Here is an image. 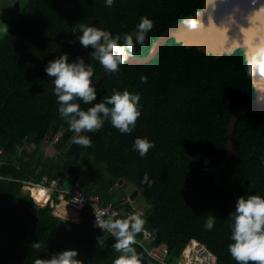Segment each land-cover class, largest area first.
Returning <instances> with one entry per match:
<instances>
[{"label":"trees","instance_id":"1","mask_svg":"<svg viewBox=\"0 0 264 264\" xmlns=\"http://www.w3.org/2000/svg\"><path fill=\"white\" fill-rule=\"evenodd\" d=\"M204 2L115 0L106 7L105 0H15L2 20L9 29L0 37V264H34L66 248L77 249L82 264H113L121 255L112 247V234L93 226L89 208L73 221L56 215L50 202L36 203L24 186L44 175L62 186L81 178L86 193L125 210L131 205L125 204L129 193L123 184L138 187L146 203L145 224L132 245L139 264H152L139 242L145 229L152 232L153 244L167 251L164 264H177L192 240L205 244L216 264H237L228 251V215L240 195L264 196V115L243 114L236 124L235 150L221 173L229 187L201 168L224 161L229 122L256 96L244 50L214 56L172 38L151 62H125L118 72H106L97 85V101L75 102L87 110L113 90L127 89L140 94L141 115L130 134L110 121L83 133L91 147L72 143L73 132L58 113L54 84L44 70L50 59L66 52L70 60L83 56L96 80L101 64L90 46L80 45L77 25L123 35L147 16L153 28L135 52L146 56L160 34ZM56 136L50 153L44 143ZM137 137L154 144L144 157L133 148ZM53 201L59 202L57 195ZM213 214L216 223L209 231L204 225Z\"/></svg>","mask_w":264,"mask_h":264},{"label":"clouds","instance_id":"2","mask_svg":"<svg viewBox=\"0 0 264 264\" xmlns=\"http://www.w3.org/2000/svg\"><path fill=\"white\" fill-rule=\"evenodd\" d=\"M115 0H105V6L111 7ZM185 23L189 29H197L201 22L188 17ZM80 35L77 39L84 49L91 47V56L99 61L106 72L116 73L119 66L124 64L136 52V45H144L147 34L153 28V21L142 16L132 33L123 35L113 33L107 29L81 23L76 26ZM75 32V30L73 31ZM76 39V37H75ZM260 63V70L264 71V63ZM47 77L52 79V89L58 102V113L68 123L73 132L71 141L84 147H91L92 140L85 132H95L101 129L106 121L118 129L122 134H130L141 115L139 93L113 90L110 96L84 110L75 101L82 100L84 104L97 101V85L92 79L94 69L83 56L70 60L69 54L50 59L45 66ZM249 75L253 74V67L248 68ZM146 82V77L143 78ZM154 144L144 137L134 140L133 148L141 157L147 155ZM230 243L228 251L237 264H264V196L258 193L240 195L235 207L229 212ZM216 223V216L210 215L205 221V228L212 230ZM145 221L139 214L128 218H116L115 214L103 222H96L95 226L103 232L107 231L115 238L112 247L120 252L113 264H139V257L132 245L135 235L142 231ZM98 244L100 237H97ZM39 248V244L33 245ZM34 264H82L78 258V250L66 248L48 257L37 259Z\"/></svg>","mask_w":264,"mask_h":264},{"label":"water","instance_id":"3","mask_svg":"<svg viewBox=\"0 0 264 264\" xmlns=\"http://www.w3.org/2000/svg\"><path fill=\"white\" fill-rule=\"evenodd\" d=\"M201 22L197 29H189L185 18L166 29L153 43L146 56L131 55L126 61L130 64H146L154 60L162 48L174 38L187 47H197L199 50L214 56L232 54L243 49L253 74L252 82L256 91L253 100L238 108L232 116L227 129V151L224 161L217 167L201 168L212 172L220 186L229 187L222 182L221 173L232 159L234 145V130L239 118L247 113L264 115V71L260 70L259 61L264 63V0H205L203 7L189 16ZM102 67L101 75L94 82L99 85L106 71ZM50 135V133H49ZM137 189L131 193L134 199ZM126 203V202H125ZM127 204V203H126Z\"/></svg>","mask_w":264,"mask_h":264},{"label":"built area","instance_id":"4","mask_svg":"<svg viewBox=\"0 0 264 264\" xmlns=\"http://www.w3.org/2000/svg\"><path fill=\"white\" fill-rule=\"evenodd\" d=\"M55 138L57 139L58 137L56 136ZM67 177V174L63 176L64 179H67ZM24 189L41 206L50 202L55 210H57L59 204H64V210H61L60 214L58 213L57 215L69 220L80 221L81 211L84 208H89V211L93 215V226L95 228H99L95 226L96 222H103L113 214H115L116 218L125 219L133 214L143 215L145 213V208L140 207L135 198L131 199L130 195L125 199V202L131 205V208L128 210L120 209L112 202L104 203L99 195L89 194L83 190L81 178L62 186L59 179L44 175L40 180L27 182ZM34 189L44 191L45 199L43 202L37 200L34 195ZM53 191H59L61 195L58 203H55L52 199ZM153 241L154 236L152 232L145 229L143 238L139 242L152 258V264L166 263L167 251L153 244ZM192 242H196V247L188 254H184L185 248L177 264H216V255L205 244L197 240H192L187 246Z\"/></svg>","mask_w":264,"mask_h":264},{"label":"rangeland","instance_id":"5","mask_svg":"<svg viewBox=\"0 0 264 264\" xmlns=\"http://www.w3.org/2000/svg\"><path fill=\"white\" fill-rule=\"evenodd\" d=\"M14 2L15 0H0V37L3 36L9 29V25L5 21L3 22L2 20ZM55 140L56 138H54L52 141L46 140V142L44 143V148L46 151L52 153L51 147H52V143ZM123 186L125 187V190L129 194L133 193V191L135 190V187L132 184L125 183L123 184ZM135 200L140 207L146 208L145 200L141 195H136Z\"/></svg>","mask_w":264,"mask_h":264},{"label":"bare ground","instance_id":"6","mask_svg":"<svg viewBox=\"0 0 264 264\" xmlns=\"http://www.w3.org/2000/svg\"><path fill=\"white\" fill-rule=\"evenodd\" d=\"M34 195L37 198V200L39 202H43L45 199L44 196V191L41 189H34ZM64 204H59V206L57 207L58 209L56 210L57 213L60 214L61 210H64ZM196 242H192L189 246L186 247V250L184 252V254H188L189 252H191L193 250L194 247H196Z\"/></svg>","mask_w":264,"mask_h":264},{"label":"crops","instance_id":"7","mask_svg":"<svg viewBox=\"0 0 264 264\" xmlns=\"http://www.w3.org/2000/svg\"><path fill=\"white\" fill-rule=\"evenodd\" d=\"M54 195H57V198H58V200H60V198H61V195H60V193H59V191H53L52 192V199H53V196ZM129 195H131V194H129ZM126 204V203H125ZM54 213L57 215L58 213L56 212V210H55V208H54ZM60 216V215H59Z\"/></svg>","mask_w":264,"mask_h":264},{"label":"flooded vegetation","instance_id":"8","mask_svg":"<svg viewBox=\"0 0 264 264\" xmlns=\"http://www.w3.org/2000/svg\"><path fill=\"white\" fill-rule=\"evenodd\" d=\"M135 190H136V187H135ZM135 190H134V191H135ZM134 191H133V192H134ZM137 195H141L140 191L137 193ZM141 196H142V195H141Z\"/></svg>","mask_w":264,"mask_h":264}]
</instances>
